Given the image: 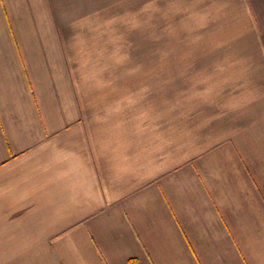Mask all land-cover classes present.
I'll use <instances>...</instances> for the list:
<instances>
[{
    "label": "crops",
    "instance_id": "crops-1",
    "mask_svg": "<svg viewBox=\"0 0 264 264\" xmlns=\"http://www.w3.org/2000/svg\"><path fill=\"white\" fill-rule=\"evenodd\" d=\"M126 5L0 0V264H264V32L160 102Z\"/></svg>",
    "mask_w": 264,
    "mask_h": 264
},
{
    "label": "rangeland",
    "instance_id": "rangeland-1",
    "mask_svg": "<svg viewBox=\"0 0 264 264\" xmlns=\"http://www.w3.org/2000/svg\"><path fill=\"white\" fill-rule=\"evenodd\" d=\"M126 4L125 15L119 16L121 22L126 20L123 31L121 29L124 37L114 38L116 54L110 52L109 60L118 63L123 50L128 53L124 63L127 66L143 64L147 68L152 60L153 64L157 60L158 68L167 69L158 82L160 102L168 96L163 86L169 78L174 81L173 86L176 85L174 92L182 97L177 82L182 78H187L183 82L188 80L193 70L189 68L185 72L178 68L180 56L188 52L187 57L196 65L208 60L204 54L200 56L201 52L231 43L250 27L255 32H264V0H126ZM112 11L117 12L118 8ZM203 81L204 90L210 81L208 77ZM179 86L181 88L182 84Z\"/></svg>",
    "mask_w": 264,
    "mask_h": 264
}]
</instances>
